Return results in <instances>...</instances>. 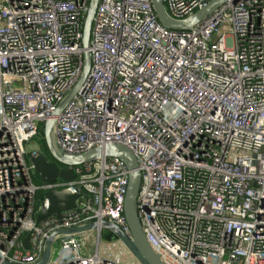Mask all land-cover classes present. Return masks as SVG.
Segmentation results:
<instances>
[{
  "label": "built area",
  "instance_id": "1",
  "mask_svg": "<svg viewBox=\"0 0 264 264\" xmlns=\"http://www.w3.org/2000/svg\"><path fill=\"white\" fill-rule=\"evenodd\" d=\"M89 1L0 0V255L36 264L50 235L93 221L129 233L121 160L36 182L29 157L55 118L67 152L116 142L136 155L140 219L166 264H264V0L228 1L188 31L165 28L151 0H100L89 77L55 116L82 75ZM208 2L164 0L179 20ZM72 184L79 211L37 222L43 193ZM102 235L91 251L80 234H57L47 264H130L123 249L100 254Z\"/></svg>",
  "mask_w": 264,
  "mask_h": 264
},
{
  "label": "water",
  "instance_id": "2",
  "mask_svg": "<svg viewBox=\"0 0 264 264\" xmlns=\"http://www.w3.org/2000/svg\"><path fill=\"white\" fill-rule=\"evenodd\" d=\"M228 1L238 0H209L202 8L195 11L187 19L179 20L173 18L166 10L164 0H151L158 21L167 29L177 31H188L208 18H213L216 11ZM100 0H90L88 10L83 23L82 43L84 47L83 71L77 83L69 94L58 106L55 116L60 115L67 104L82 90L83 85L89 77L92 66V54L90 51L91 31L93 20L97 12ZM56 119H48L44 123L43 138L51 159L45 153L31 155L29 162L32 165L37 179L40 182L51 184L59 179L72 182L76 178L74 167L93 162L103 158H117L121 160L128 170V185L124 199V217L129 228L126 233L117 224L102 220L93 221L82 226L62 229L50 235L46 240L45 248L40 260L36 264H47L51 258L53 243L57 234L79 235L89 231H96L98 237L106 230L114 236L138 264H166L155 252L148 241L139 215V198L142 187V173L136 155L125 145L109 142L102 146H96L86 152L70 153L59 146L53 140V127ZM2 123L0 115V125ZM79 188L69 185L57 190L51 188L41 196V210L37 216V222L49 216L61 217V213L68 210L79 211L77 200L81 197ZM30 235L23 240L24 247H29ZM0 264H15L9 262L0 255Z\"/></svg>",
  "mask_w": 264,
  "mask_h": 264
},
{
  "label": "rangeland",
  "instance_id": "3",
  "mask_svg": "<svg viewBox=\"0 0 264 264\" xmlns=\"http://www.w3.org/2000/svg\"><path fill=\"white\" fill-rule=\"evenodd\" d=\"M40 143V142H39ZM27 149L30 150H36L37 148H40L38 146L37 142H28L26 144ZM39 181V180H38ZM81 239L83 238L88 242V249L91 251L94 250L93 248L96 247V242H97V232L96 231H89L83 234H80ZM110 236V233L106 230L103 231L102 239L100 241V247H99V252L101 255H115L116 253L114 252L115 249H123L128 255H126V259L129 261L130 264H138V262L129 254V252L123 247V245L116 239H109L108 237ZM116 239V240H115ZM60 245L59 240H56L53 243L54 249H57L58 246ZM82 253L86 254V251L82 249Z\"/></svg>",
  "mask_w": 264,
  "mask_h": 264
},
{
  "label": "trees",
  "instance_id": "4",
  "mask_svg": "<svg viewBox=\"0 0 264 264\" xmlns=\"http://www.w3.org/2000/svg\"><path fill=\"white\" fill-rule=\"evenodd\" d=\"M39 131L41 133V137H39V142H40L39 144H40V147H41V151H42V153H45L48 156V158L51 159V155H50V153H49V151H48V149L46 147V144L44 142V138H43L44 134H43V125L42 124L39 126ZM36 182L40 183V181H38V179H36ZM108 238L111 240V239L114 238V236L112 234H110V236Z\"/></svg>",
  "mask_w": 264,
  "mask_h": 264
}]
</instances>
